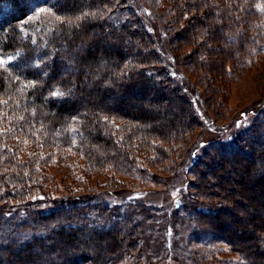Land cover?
Masks as SVG:
<instances>
[{
	"label": "trees",
	"instance_id": "1",
	"mask_svg": "<svg viewBox=\"0 0 264 264\" xmlns=\"http://www.w3.org/2000/svg\"><path fill=\"white\" fill-rule=\"evenodd\" d=\"M247 1L249 14L264 13V0ZM229 8L221 7L222 13ZM71 16L79 17L71 23ZM240 21L226 18L213 28L237 53L249 44V35L240 42L234 34L237 24L249 20ZM151 39L125 0H0V60L7 61L0 65V264H126L137 250L141 230L129 214L132 204H107L71 190L55 197L46 161L78 155L86 166L76 172L89 179L109 158L117 173L128 174L134 166L126 157L130 151L146 159L150 151L162 153L156 142L172 143L171 135L201 128L193 102L168 87L174 80L164 74L156 48L144 50ZM159 116L169 120L152 124ZM118 132L128 153L118 150ZM244 133L192 162L190 189L213 206L197 214L199 233L227 244L241 264H264V218L243 220L232 210L246 200L247 208L264 216V195L231 194L222 179L226 155L232 164L246 159L244 173L256 164L258 195L264 194V137L245 140ZM217 158L216 191H205L201 170ZM33 191L43 198H31ZM251 227L261 237L242 245L240 236Z\"/></svg>",
	"mask_w": 264,
	"mask_h": 264
},
{
	"label": "rangeland",
	"instance_id": "2",
	"mask_svg": "<svg viewBox=\"0 0 264 264\" xmlns=\"http://www.w3.org/2000/svg\"><path fill=\"white\" fill-rule=\"evenodd\" d=\"M125 1L127 8L142 18L152 38L153 43L146 44L144 50L156 48L164 74L174 80V84H167L168 87L179 88L193 102L202 126L185 136L171 135L169 141L172 143L156 142L162 153L150 151L146 159L136 156L133 151L128 153L123 147L122 134L116 133L118 150L128 153V159H134L132 172L128 174L119 170L117 173L108 158V164L101 173L86 179L84 172L83 176L79 173L86 166L83 158L54 155L53 159L46 161V171L54 182L50 191L55 197L71 190L80 194L93 193L95 200L107 204H132L129 214L139 224L141 236L137 250L133 251L135 254L129 255L126 264H241L240 257L232 253L227 244L212 239L211 235L199 233L201 224L197 214L212 210L213 206L195 197L189 169L192 162L212 145L227 144L239 133L245 132L242 136L245 140L253 136L264 137V13L249 14L244 6L247 0ZM230 5L232 10L224 15L221 7L228 9ZM207 6L215 10L210 13ZM193 8L200 13L194 14ZM78 17L71 16L69 21L72 23ZM226 18L249 20L236 25L234 34L240 37V42L249 35L248 46H241L238 53L235 52L237 49L229 47L219 32L213 33V28L218 29ZM227 39L235 40V43L239 41L238 37ZM61 70L65 71V68ZM168 120L169 117L159 116L151 123L163 126ZM225 157L222 179L228 181V191L234 194L241 191L256 199L263 197L264 194L258 195L257 191L256 180L260 171L256 164L244 173V166L248 164L246 159L232 164L228 155ZM217 160L212 161L211 169L201 170L205 191H216L212 182L220 173L216 169ZM76 168L79 171L76 172ZM39 169L45 168L41 166ZM76 179L83 182L76 183ZM237 179H241L245 186L238 185ZM113 180L116 187L110 186ZM111 192L120 194L118 199L107 194ZM30 194L31 198H43L36 191ZM247 203L245 200L240 205L241 209L233 207L232 210L243 220L254 215V222H262L264 216H256L247 208ZM240 210L244 211L243 214L239 213ZM232 229L233 226L223 234ZM239 230L243 233L244 229L240 227ZM248 230L249 234L240 236L242 245L251 244L253 238L261 237L256 231L252 233V227Z\"/></svg>",
	"mask_w": 264,
	"mask_h": 264
},
{
	"label": "snow or ice",
	"instance_id": "3",
	"mask_svg": "<svg viewBox=\"0 0 264 264\" xmlns=\"http://www.w3.org/2000/svg\"><path fill=\"white\" fill-rule=\"evenodd\" d=\"M87 15V14H85ZM4 63H7V61H4V60H0V65L4 64ZM53 95H56V93H53Z\"/></svg>",
	"mask_w": 264,
	"mask_h": 264
}]
</instances>
